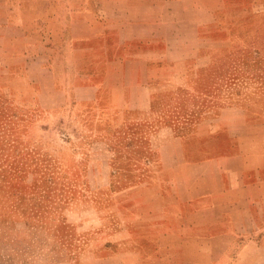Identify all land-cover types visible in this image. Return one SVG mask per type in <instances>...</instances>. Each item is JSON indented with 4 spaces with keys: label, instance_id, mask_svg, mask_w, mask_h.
Instances as JSON below:
<instances>
[{
    "label": "crops",
    "instance_id": "crops-1",
    "mask_svg": "<svg viewBox=\"0 0 264 264\" xmlns=\"http://www.w3.org/2000/svg\"><path fill=\"white\" fill-rule=\"evenodd\" d=\"M212 24H264V0H0V76L59 79L68 55L118 122L174 104ZM252 114L236 101L194 119L191 136L176 116L141 134L146 163L124 182L139 191L116 203L93 264H264V114Z\"/></svg>",
    "mask_w": 264,
    "mask_h": 264
},
{
    "label": "rangeland",
    "instance_id": "rangeland-1",
    "mask_svg": "<svg viewBox=\"0 0 264 264\" xmlns=\"http://www.w3.org/2000/svg\"><path fill=\"white\" fill-rule=\"evenodd\" d=\"M211 31L213 41L194 46L174 80L173 105L134 109L118 122L95 108L84 89L90 79L68 55L58 60L68 68L59 79L0 76V264H93L116 203L139 191L124 182L138 180L130 170L146 163L141 134L157 121L176 116V133L186 137L194 119L217 115L222 104L264 114V24H212Z\"/></svg>",
    "mask_w": 264,
    "mask_h": 264
}]
</instances>
